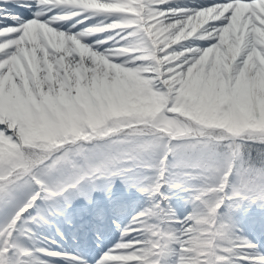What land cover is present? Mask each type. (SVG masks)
<instances>
[{
  "label": "snow or ice",
  "instance_id": "snow-or-ice-1",
  "mask_svg": "<svg viewBox=\"0 0 264 264\" xmlns=\"http://www.w3.org/2000/svg\"><path fill=\"white\" fill-rule=\"evenodd\" d=\"M0 264H264V0H0Z\"/></svg>",
  "mask_w": 264,
  "mask_h": 264
},
{
  "label": "bare ground",
  "instance_id": "bare-ground-1",
  "mask_svg": "<svg viewBox=\"0 0 264 264\" xmlns=\"http://www.w3.org/2000/svg\"><path fill=\"white\" fill-rule=\"evenodd\" d=\"M77 238V240L74 238V242H70L71 244L74 243V244H78L82 247H86L88 248L89 250H92L93 248H95L96 246L94 245V237L91 233L89 232H83L77 236H75ZM98 249V248H97ZM96 249V250H97Z\"/></svg>",
  "mask_w": 264,
  "mask_h": 264
},
{
  "label": "rangeland",
  "instance_id": "rangeland-1",
  "mask_svg": "<svg viewBox=\"0 0 264 264\" xmlns=\"http://www.w3.org/2000/svg\"><path fill=\"white\" fill-rule=\"evenodd\" d=\"M94 240V239H93ZM98 250V249H97Z\"/></svg>",
  "mask_w": 264,
  "mask_h": 264
}]
</instances>
